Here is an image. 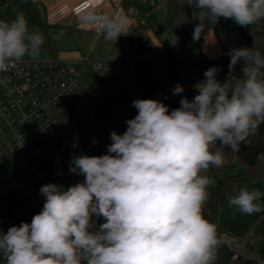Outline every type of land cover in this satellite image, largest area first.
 Listing matches in <instances>:
<instances>
[{
	"label": "clouds",
	"instance_id": "obj_1",
	"mask_svg": "<svg viewBox=\"0 0 264 264\" xmlns=\"http://www.w3.org/2000/svg\"><path fill=\"white\" fill-rule=\"evenodd\" d=\"M186 3L198 21L194 42L221 18L246 28L264 21V0ZM80 22L115 42L130 26L126 13L94 8L82 9ZM44 42L23 13L0 19V71L26 56L38 58ZM227 55L225 79L217 78L219 67H210L193 85L194 97L181 96L178 108L134 100L137 115L122 134L110 133L106 154L72 158L70 171L83 176L82 183L42 185V210L30 223L0 232L4 264H215L222 241L204 213L214 183L206 173L224 167L241 145L250 147L264 125V53L234 47ZM171 91L185 89L176 84ZM262 200L264 191L243 187L228 203L252 215L264 212Z\"/></svg>",
	"mask_w": 264,
	"mask_h": 264
},
{
	"label": "trees",
	"instance_id": "obj_2",
	"mask_svg": "<svg viewBox=\"0 0 264 264\" xmlns=\"http://www.w3.org/2000/svg\"><path fill=\"white\" fill-rule=\"evenodd\" d=\"M165 5L166 15L161 24L174 32L177 39L171 48L149 57L144 68L135 64L133 76L127 73L99 78L90 87L78 88L76 97L78 101L85 102L93 112L94 133L100 138L99 144L89 156L106 154L107 146L111 143L110 133L116 131L122 134L126 131L125 122L137 115V110L132 106L134 100L158 99L169 105L171 110L179 107L181 96H187L189 99L194 97L196 93L193 85L204 79V72L210 67H219L217 78L220 81L225 79L229 71L230 57L220 65L217 59L206 58L201 48V38L193 41L192 33L198 23L193 19L195 9L188 7L186 0H165ZM17 13L24 14L31 31L42 30L48 33L50 26L43 4L35 0H0V19L11 20ZM144 29V26H138L129 30L126 35L136 55L146 52L151 45L143 34ZM211 29L215 31L223 47V55L234 47H254L264 53V21L247 28L238 25L234 31H220L214 27ZM181 50L184 51L183 55L178 53ZM193 56L199 57L201 62L194 61L188 66L187 60ZM240 70L241 65H238L236 73L239 74ZM176 84H181L185 91L174 96L171 90ZM251 140L250 147L241 145L238 154L227 155L224 167L211 170L228 172L242 169L228 175L218 184L205 205V217L215 223L219 239L222 241L215 264H257V259L236 253L226 241V231L220 224L221 211L234 187L239 183L264 180V159L259 158L264 154V125H261ZM39 189L38 183L21 160L12 153L11 147L0 140V230L4 228L5 218L14 214L17 215V226L21 222H31L44 204L45 198L39 194ZM256 228L261 237V246L257 252L259 257H264V217L259 220Z\"/></svg>",
	"mask_w": 264,
	"mask_h": 264
},
{
	"label": "built area",
	"instance_id": "obj_3",
	"mask_svg": "<svg viewBox=\"0 0 264 264\" xmlns=\"http://www.w3.org/2000/svg\"><path fill=\"white\" fill-rule=\"evenodd\" d=\"M150 5L155 6V3ZM119 9L129 18L138 10L132 0H120ZM213 27L234 31L238 25L231 19H220ZM91 30L96 38L102 37ZM64 33V30L58 32L59 35ZM178 53L183 55L184 51ZM228 58L226 54L217 60L223 65ZM84 61L90 63L96 73L104 71L103 61L92 54ZM187 61L188 66L194 61L201 62L196 56ZM79 87L66 63L57 59L22 61L0 71V126L9 139L12 153L40 188L56 183L67 189L82 183L84 177L70 171L72 158L89 156L100 142L94 133L93 112L76 97ZM16 219L15 214L5 218L0 232L6 234L10 227L17 226ZM0 264H4L2 254ZM257 264H264V257H258Z\"/></svg>",
	"mask_w": 264,
	"mask_h": 264
},
{
	"label": "crops",
	"instance_id": "obj_4",
	"mask_svg": "<svg viewBox=\"0 0 264 264\" xmlns=\"http://www.w3.org/2000/svg\"><path fill=\"white\" fill-rule=\"evenodd\" d=\"M35 1L44 5L46 10L47 22L50 26V29L48 30V33H44L42 30L33 31L42 34L45 38V42L41 47V53L38 58L26 56L23 61H30L35 59H57L63 61L69 67V65L76 64L77 62H84V58L87 55L92 54L94 58L101 59L103 61L104 69L105 62L123 64L126 67H128L129 64H132L134 69L135 64L142 66V63L144 64L148 62L149 57L159 53H164L167 49H169L167 47L170 46L171 48L177 40L175 33L173 32V37H170L167 33V29L161 24V22L165 18L166 12L161 11V9L158 10V12L156 11L155 8L157 7V3L155 0H151L148 3L146 2L147 0H132L133 4L136 5L138 10L134 17L129 18L130 26L128 30H131L138 26H144L145 29L143 34L147 41L151 44L146 52L137 55L133 53L126 35L119 37L116 42L105 41L103 39V36L100 38H96L91 30V27L86 26L80 22L81 10L86 8H94L97 11L107 13H123L121 9H119L120 0ZM151 2H154L155 6H151ZM156 12L158 13L159 17L158 20H155ZM60 30H64L65 33L59 35L58 32ZM56 36L57 38L54 39ZM202 37L206 38L203 43H201L200 40L204 55L209 59L220 58L223 55V47L215 31L213 29H206L204 34H202ZM46 46L50 47L51 49V54L47 56L42 53V49L47 48ZM154 49H158V53L154 54L153 52H151ZM260 183L264 184V180L259 179L251 183H239L234 187L233 190L238 193L239 190L243 187H253L256 184ZM262 217H264V214L258 219L256 218V223H258ZM226 236V241L235 250L236 239L233 238V236L227 231ZM247 246L253 249V245L251 243H248ZM257 255L258 256L255 259L259 257V253Z\"/></svg>",
	"mask_w": 264,
	"mask_h": 264
},
{
	"label": "rangeland",
	"instance_id": "obj_5",
	"mask_svg": "<svg viewBox=\"0 0 264 264\" xmlns=\"http://www.w3.org/2000/svg\"><path fill=\"white\" fill-rule=\"evenodd\" d=\"M151 0H147L146 2H150ZM157 3V7L155 8L156 11L161 9V11L166 12V5L164 0H155ZM156 12V19L158 20V13ZM155 14V12H154ZM163 18V17H162ZM168 35L173 37V32L167 30ZM54 38V37H53ZM57 36L54 38L56 39ZM206 40L205 37L201 38V43H203ZM47 48H43V54L50 55V47L46 46ZM167 48H170L167 47ZM158 49H154L153 52L154 54L158 53ZM147 63H142L141 67L144 68ZM69 69L73 72L75 78L79 82V85L81 88H87L92 85H94L99 78H104V77H110V76H119V75H124L127 73H130L132 76L134 75V69L132 64H129L128 67H126L123 64H115V63H110V62H105V69L101 73H96L93 71L91 64L88 62H77L76 64L69 65ZM136 96L138 98V93L136 90ZM0 140L5 143L8 147L10 146L9 139L6 136L4 130L0 126ZM212 168L210 167L208 173H206L210 178L214 180V183L209 186L208 192H209V197L211 196L213 190L215 187L223 182L225 178L233 173H236L242 169H237L233 171H228V172H213L211 171ZM249 189L252 188H258L262 191H264V184H256L255 186H247ZM236 191H232L230 196L236 195ZM229 200V199H228ZM228 200L224 204V207L222 209L221 213V225L222 227L229 232L233 238L236 239V245H235V250L238 254H241L247 258L250 259H255L258 255L257 250L261 246V237L260 234L257 231L256 228V222L257 219L260 216H263L264 212L260 213H254L252 215H246L235 208L229 206ZM264 202V200H262ZM258 216V217H257ZM257 218V219H256ZM227 239V236H226ZM251 243L253 245V249L248 247L247 244Z\"/></svg>",
	"mask_w": 264,
	"mask_h": 264
},
{
	"label": "water",
	"instance_id": "obj_6",
	"mask_svg": "<svg viewBox=\"0 0 264 264\" xmlns=\"http://www.w3.org/2000/svg\"><path fill=\"white\" fill-rule=\"evenodd\" d=\"M104 221H103V218L101 217L100 219H98V221H97V226L100 224V223H103Z\"/></svg>",
	"mask_w": 264,
	"mask_h": 264
}]
</instances>
